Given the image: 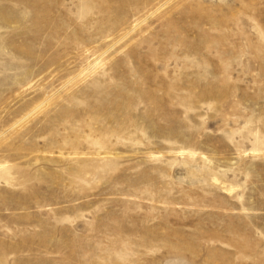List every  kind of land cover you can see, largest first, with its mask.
Wrapping results in <instances>:
<instances>
[{
  "label": "rangeland",
  "instance_id": "374dc122",
  "mask_svg": "<svg viewBox=\"0 0 264 264\" xmlns=\"http://www.w3.org/2000/svg\"><path fill=\"white\" fill-rule=\"evenodd\" d=\"M0 264H264V0H0Z\"/></svg>",
  "mask_w": 264,
  "mask_h": 264
},
{
  "label": "bare ground",
  "instance_id": "6f19581e",
  "mask_svg": "<svg viewBox=\"0 0 264 264\" xmlns=\"http://www.w3.org/2000/svg\"><path fill=\"white\" fill-rule=\"evenodd\" d=\"M2 165H4V164L0 163V166H2Z\"/></svg>",
  "mask_w": 264,
  "mask_h": 264
}]
</instances>
